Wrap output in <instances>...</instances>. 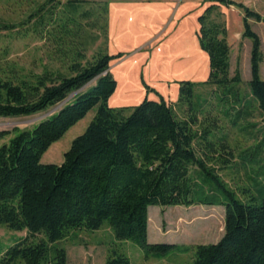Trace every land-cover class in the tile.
Listing matches in <instances>:
<instances>
[{"label": "trees", "instance_id": "obj_1", "mask_svg": "<svg viewBox=\"0 0 264 264\" xmlns=\"http://www.w3.org/2000/svg\"><path fill=\"white\" fill-rule=\"evenodd\" d=\"M53 1L43 0L20 22L43 41L46 61L41 70L0 61V117L41 112L76 92L32 126L0 130V140L13 133L0 142V224L25 231L0 250V264H16L17 259L66 264L64 248L53 243L70 229L95 230L103 223L115 239L161 252L176 245L147 242V207L192 204L223 207L221 236L195 244L192 264H264V196L237 198L216 171L230 166L233 157L221 119L246 133L254 126L248 118L255 112L264 126L262 52L249 21L264 22V15L234 0H206L209 4L196 18L198 46L207 55V77L201 82L208 87L205 92L196 94L197 83L183 79L177 81L173 104L155 92L157 99L144 96L129 107H110L107 98L115 80L108 62L121 54L105 49L107 2L65 0L53 6ZM217 4L234 5L242 12L240 37L250 40L249 97L239 90L238 65L230 72L226 28L212 17ZM98 18L104 46L86 57L85 27L97 26ZM14 27L0 19V31ZM97 37L90 36V41ZM94 105L92 119L71 140L62 161L41 163L46 148ZM261 145L264 138L240 150L239 165L257 159L264 152ZM105 263L128 261L117 254Z\"/></svg>", "mask_w": 264, "mask_h": 264}, {"label": "rangeland", "instance_id": "obj_2", "mask_svg": "<svg viewBox=\"0 0 264 264\" xmlns=\"http://www.w3.org/2000/svg\"><path fill=\"white\" fill-rule=\"evenodd\" d=\"M65 0L53 1V6ZM90 4L96 1L87 0ZM120 1L109 0V7L113 8ZM133 0H128V2ZM183 6L190 7L189 14L185 16L181 28L165 39L170 27L166 26L167 20L172 15L173 0L169 13L166 7L155 5L154 9L147 11L145 5H134L127 14L117 16L116 30L106 37L105 49L108 54L120 53V57L111 58L108 70L115 80V88L107 98L110 107L135 105L144 96L157 99V92L164 99L173 104L177 97V81L189 80L197 83L194 88L196 94L205 92L207 86L201 85L207 77V55L200 48L197 62L186 64L182 59L165 61L159 48L167 42L178 43L181 34L190 32L188 36L194 37L193 29L196 26L195 8L202 13L209 4L206 0H181ZM264 15V0H234ZM43 0H0V19L15 25L13 31H0V61H13L25 69L41 70V62H45L42 40L27 30V24H20L26 15ZM88 3V4H89ZM84 4L83 7H87ZM125 9L133 6L125 3ZM241 10L234 5L224 6L217 4L212 12L215 20H222L227 36L226 41L230 49V72L236 64L239 68L241 82L239 90L248 96L247 80L249 78V46L250 40L240 37ZM251 28L260 39L262 61L259 72L264 80V22L249 20ZM101 18L97 19V26L85 27L88 36L86 57L98 48L104 46V38L100 33ZM23 26V27H22ZM167 27V29H165ZM194 27V28H193ZM26 29V30H25ZM98 35L93 42L90 36ZM182 35V36H183ZM178 37V39H177ZM184 38V37H183ZM185 40H188L184 38ZM195 39V37H194ZM197 40V39H196ZM196 43V41H195ZM170 44V43H169ZM6 53L3 54L2 51ZM164 68V70L162 69ZM249 97V96H248ZM137 99H139L137 101ZM58 103L46 110L27 116L0 117V130L12 127H30L40 119L47 117L59 108ZM96 110L92 106L86 113L72 124L64 133L53 141L40 156L41 163H60L63 153L68 149L71 140L81 134ZM173 110L178 117H182L180 110L173 105ZM248 121L254 123L249 131H240L229 125L226 119H221L219 124L223 133L227 134L228 144L233 148L231 165L216 169L219 177L234 191L237 198L245 200L255 195L264 196V152L260 151L257 159L250 158L248 164L239 165L238 152L251 148L253 144L264 138V126L254 112ZM197 129L196 126H193ZM13 133L5 136L0 142L6 141ZM263 150L264 145L260 146ZM211 167H216L214 161L207 162ZM263 191V192H262ZM177 217L182 221L178 222ZM223 232V207L221 205L192 204L183 205H149L147 207L146 240L148 243L174 244L164 251L144 250L129 239H115L110 228L103 223L98 229L84 228L70 229L68 234L55 241L53 244L62 247L66 254V264H106L108 258H115L122 254L127 258L128 264H192L193 246L199 243L215 242ZM25 234L24 230H12L0 224V250ZM16 264H25L22 259H17Z\"/></svg>", "mask_w": 264, "mask_h": 264}, {"label": "crops", "instance_id": "obj_3", "mask_svg": "<svg viewBox=\"0 0 264 264\" xmlns=\"http://www.w3.org/2000/svg\"><path fill=\"white\" fill-rule=\"evenodd\" d=\"M107 2V25H106V37L108 39V36L111 32L116 30L117 27V16L119 14L122 15V13L125 12V15L127 14L129 9H133V7H135L134 5H145L143 7L146 8L147 11H151L154 9L155 5H163L166 7V13H169V10L171 8V6H173V0H133L128 2V0L126 1H120V4H116L113 8H108L109 7V0H106ZM125 3H132L133 6L125 9V7H123V5H126ZM182 1L181 0H176V3L174 5V7L172 8V15L171 17L167 20L166 26L170 27L168 33L165 35V39L168 38L169 36H171V34H174V32H177V30H179V28H181L182 26V22L185 18V16H187V14H189L190 7H186L182 5ZM195 8V13H192L195 15V17L197 18V16L199 15L198 13V7H194ZM118 16V17H119ZM167 27L165 29H167ZM198 22L196 19V26L193 29V35L192 36H188L189 34H191L190 32L185 31V35L181 34L179 37L181 38L177 39L179 40L178 43L177 42H167L166 40H164L163 42V46L159 48V52H161L162 58L165 61H169V60H178V59H182V61H185L186 64H192L193 61L197 62V57L199 55V46H198V41L197 39V31H198ZM227 34V32H226ZM183 35V36H182ZM227 36V35H226ZM188 39L185 40L184 38ZM168 40H170L168 38ZM196 41V43H195ZM170 43V44H169ZM164 70V68H162ZM162 96V95H161ZM162 98H164L162 96ZM139 99H137L138 101ZM167 102L168 101H174V100H168L165 99ZM140 101V100H139Z\"/></svg>", "mask_w": 264, "mask_h": 264}, {"label": "water", "instance_id": "obj_4", "mask_svg": "<svg viewBox=\"0 0 264 264\" xmlns=\"http://www.w3.org/2000/svg\"><path fill=\"white\" fill-rule=\"evenodd\" d=\"M75 92H76V91L71 92V93L68 95V97H70L71 95H73ZM68 97H67V98H68ZM67 98H65L64 100H62L58 105L62 104Z\"/></svg>", "mask_w": 264, "mask_h": 264}]
</instances>
